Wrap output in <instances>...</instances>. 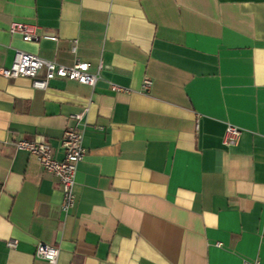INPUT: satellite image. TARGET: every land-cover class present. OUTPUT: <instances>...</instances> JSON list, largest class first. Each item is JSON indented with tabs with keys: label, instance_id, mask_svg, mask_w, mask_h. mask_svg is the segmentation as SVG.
Here are the masks:
<instances>
[{
	"label": "crops",
	"instance_id": "obj_1",
	"mask_svg": "<svg viewBox=\"0 0 264 264\" xmlns=\"http://www.w3.org/2000/svg\"><path fill=\"white\" fill-rule=\"evenodd\" d=\"M18 50L101 78L0 74V264H49L40 242L58 264H264V0H0V68ZM228 125L242 134L224 144ZM69 129L87 153L66 215L58 178L15 142L62 160Z\"/></svg>",
	"mask_w": 264,
	"mask_h": 264
},
{
	"label": "built area",
	"instance_id": "obj_2",
	"mask_svg": "<svg viewBox=\"0 0 264 264\" xmlns=\"http://www.w3.org/2000/svg\"><path fill=\"white\" fill-rule=\"evenodd\" d=\"M39 26L24 22H13L10 27L12 34H20L26 42H33L38 39ZM51 40H56L55 37H48ZM46 71L44 77L41 73ZM100 71H91V65L81 60H76L72 66H64L53 61L44 59L38 55L18 50L15 61L10 68H0V74L8 79L30 78L33 81L35 89L47 90L49 85L54 80L73 81L79 84L95 88L100 80ZM152 80L146 78L143 83V89L149 91L152 86ZM114 91H120L122 88L112 85ZM85 109L81 113L73 115L74 120L82 122L85 114ZM240 128L228 125L224 135V144L235 143L241 136ZM15 145L20 150L28 151L32 156H35L44 169L58 178L63 200L61 210L68 215L76 205V177L79 164L84 160L87 149L84 146L83 134L75 129H69L64 132L61 147L63 149V159L58 160L55 156L52 145L45 140H20L15 142ZM0 190L2 186L0 185ZM17 240H10L9 247L15 249L18 247ZM221 246V244H218ZM61 250L59 247L40 242L37 248V257L44 259L49 264H58ZM243 264H260L259 259H245Z\"/></svg>",
	"mask_w": 264,
	"mask_h": 264
}]
</instances>
